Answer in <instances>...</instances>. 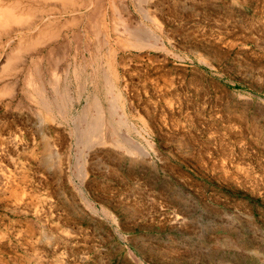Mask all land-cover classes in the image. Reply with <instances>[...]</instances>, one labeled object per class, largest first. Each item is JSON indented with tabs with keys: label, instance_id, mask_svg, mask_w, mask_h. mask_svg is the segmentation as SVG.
<instances>
[{
	"label": "rangeland",
	"instance_id": "obj_1",
	"mask_svg": "<svg viewBox=\"0 0 264 264\" xmlns=\"http://www.w3.org/2000/svg\"><path fill=\"white\" fill-rule=\"evenodd\" d=\"M89 1L0 11V264H264V0Z\"/></svg>",
	"mask_w": 264,
	"mask_h": 264
},
{
	"label": "bare ground",
	"instance_id": "obj_2",
	"mask_svg": "<svg viewBox=\"0 0 264 264\" xmlns=\"http://www.w3.org/2000/svg\"><path fill=\"white\" fill-rule=\"evenodd\" d=\"M89 2H90L89 0H0V11L1 10L4 11V10H9V9L12 10V9H16V8H21L22 10H26V11H30V10L34 9L35 11L40 12V13H42V12L44 13V11H46V12L48 11V12L54 14L55 12L58 13V11L59 12H66L68 10H74V9L75 10L85 9L88 7ZM33 24L34 23H31V25L28 24L26 29L27 30L34 29ZM42 102H43V100H42ZM97 108L98 107H95L94 117H96V119H99V122H100L101 121L100 118H102L101 117V111ZM112 111H113V108H112ZM113 115H115L114 111H113ZM97 123H98V120H97V122H95V124L94 123L91 124L92 126L90 129H91V133H93V134L96 131L95 130L96 127H94V125H97ZM98 127H100V126H98ZM85 141H87V138Z\"/></svg>",
	"mask_w": 264,
	"mask_h": 264
}]
</instances>
